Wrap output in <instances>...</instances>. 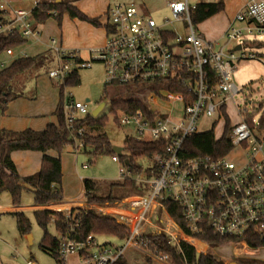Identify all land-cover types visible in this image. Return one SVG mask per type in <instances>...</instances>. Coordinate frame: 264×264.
I'll list each match as a JSON object with an SVG mask.
<instances>
[{
  "label": "built area",
  "instance_id": "obj_1",
  "mask_svg": "<svg viewBox=\"0 0 264 264\" xmlns=\"http://www.w3.org/2000/svg\"><path fill=\"white\" fill-rule=\"evenodd\" d=\"M196 5L190 0L169 2L174 20L187 23L186 36L166 30L134 3H116L107 10L105 42L89 48L86 58L79 49L61 45L58 37L49 39V48L56 53L48 72L53 81L63 87L74 70L101 62L108 86L126 87L125 91L133 92L132 97L148 106L137 111L119 109V124L133 128V138L138 141L167 144L164 154L152 156L156 164L150 166L149 192L116 202L126 216L117 212L115 216L129 229L124 245L101 244L94 234L80 236L76 223L55 235L59 264H117L128 247L143 249L151 259L162 256L169 263L167 255L145 247L147 236L153 234L166 235L174 241L180 238L197 247L195 242L209 245L202 236L211 230L238 245L236 254L253 255L264 249V110L255 107L257 100L246 97L243 106L237 105L240 119L234 122L226 108L228 101L244 92L232 77L236 63L243 59L264 61V53L251 45L264 42L258 38H264V0H247L219 42L207 40L192 22L191 10ZM0 9L9 15L8 23L0 24V34L17 29L28 40H41L42 31L32 20V10L10 4L7 8L3 3ZM19 56L29 54L21 47L8 49L0 59V67ZM63 109L69 128L90 114L87 103L75 100L66 90ZM207 118H215L212 127L200 130V123ZM221 122L223 133L217 135ZM211 130L216 139L229 130L226 136L232 149L221 156H190L185 146L187 139ZM77 142V148H81L83 143ZM112 159L122 165L120 177L127 178L131 172L120 155L116 153ZM166 199L183 208L189 234L168 214L163 203ZM256 242L263 245H251ZM26 261L35 264L33 258Z\"/></svg>",
  "mask_w": 264,
  "mask_h": 264
},
{
  "label": "trees",
  "instance_id": "obj_2",
  "mask_svg": "<svg viewBox=\"0 0 264 264\" xmlns=\"http://www.w3.org/2000/svg\"><path fill=\"white\" fill-rule=\"evenodd\" d=\"M76 0H39L32 10V20L36 26L44 24L49 18L55 17L58 24L62 26V14L67 11L73 18H79L90 22L95 26H101L98 17H89L77 6L73 4ZM225 0H202L191 10V19L194 25L199 26L211 17L225 10ZM8 23L7 14L0 9V24ZM106 27V26H105ZM19 30L11 33L0 34V58L10 48H20L28 43ZM252 46L264 47V42H251ZM56 53L49 48L32 56L16 57L9 65L0 68V109L5 112L10 103L18 98L26 97L27 84L42 75L43 70L48 73L54 65ZM212 77L217 81L215 71ZM81 77L79 70H74L66 79L61 93L69 86L79 85ZM34 98V96H33ZM125 109L128 111L146 110L148 106L140 99L132 96L125 98H115L112 100V110ZM54 115L57 123L51 122L43 130L25 129L16 138L0 139V192L8 191L12 196L14 207H20L23 191L28 188L34 195V206H47L52 203L62 202L65 199L63 190L62 154L69 147L76 152L83 151L93 157L106 154L115 155L112 142L106 132L101 131L106 126L104 118H98L89 114L77 120L73 128H69L65 117L63 103L59 102ZM84 129L81 134L79 130ZM229 130L224 136L216 139L213 130L201 132L190 136L186 145L190 150L189 155L221 156L227 154L232 149L229 141ZM77 141L83 146L77 148ZM165 141L142 142L133 137L125 140V149L128 153L120 155L121 161L133 175L146 173L151 176V168H144L138 160L143 157H152L157 153L164 154L166 149ZM18 150H32L43 153L41 169L29 176L19 174L16 164L12 159V152ZM50 150H55L58 156L49 155ZM84 196L88 203H115L120 201L118 196L113 195V187L116 183H111L108 194L101 193L102 187L94 178L84 179ZM137 180L134 177H127L121 185L135 187ZM168 214L174 222L182 227L189 234L188 226L184 218L183 208L171 201L163 200ZM38 225L43 229L44 235L40 242V247L47 253L52 254L59 263V241L50 234L49 226L54 225L57 231H67L75 226L76 233L80 236L89 234L114 235L119 239H125L129 234L128 227L119 221L115 215L97 212L94 209L74 208L68 210H53L49 208L35 209L33 211ZM71 213V216L67 215ZM14 215L17 220L18 230L23 235H28L32 229L30 218L24 211H16ZM205 241L210 246H221L231 243L229 238L221 237L208 230L204 236ZM198 245V243H197ZM252 246H261L262 243H252ZM145 247L155 252L168 256L170 264H227L224 260L217 258L211 253L199 251L187 241H174L170 237L162 234L147 236ZM117 264H128L125 257H120ZM243 264H261L259 260H247Z\"/></svg>",
  "mask_w": 264,
  "mask_h": 264
},
{
  "label": "rangeland",
  "instance_id": "obj_3",
  "mask_svg": "<svg viewBox=\"0 0 264 264\" xmlns=\"http://www.w3.org/2000/svg\"><path fill=\"white\" fill-rule=\"evenodd\" d=\"M112 1L134 3L140 8L142 13L153 17L158 24H163V27L166 28V30L174 31L181 36H186L187 34V23L185 21L174 20L173 13L169 8V2L172 0ZM199 1L202 0H190V3L196 4ZM234 1L233 4L230 3L229 5L230 10L235 11L241 0ZM1 3L7 8L9 7V4L5 0H0V4ZM30 4V0H25L24 5L17 3V5L21 7H29ZM81 4L82 7L87 8L91 5L89 0H83ZM61 19V27L55 17H51L44 24L39 25L44 43L39 42L33 47H30L28 50L29 54L35 55L49 49V45L45 44V42L48 43V40L51 37L63 36L62 38H64L63 43L65 46H70V42H77L79 43V47L84 48L97 44L92 36H87V30H82L81 26L77 29L72 24L73 20L76 18L71 17L67 11L63 12ZM166 19H170L172 22L165 23ZM78 20L81 22L84 21L85 24H91L85 20ZM217 25V19H209L207 22L205 21L200 24L198 29L207 40L213 39V35L216 36L219 34ZM248 38H253V36H248ZM258 38L264 40V38H261L260 36H258ZM33 40L35 41V39ZM30 43L31 42H29V44ZM216 47H219V44H217ZM259 49L260 52L264 53V47H259ZM4 57L5 53L0 59ZM41 73L43 74L27 84L26 92L28 96L21 97L24 98L23 100L25 101L23 105L27 104L33 107V113H39L46 111L48 108H52L54 101L58 102V104L59 102L63 103L64 101V94L61 93V86L49 78V75L45 73L44 70ZM79 75L81 77V83L79 85L67 87L66 91L71 92L75 100L87 103L90 114L93 113L101 102H106L104 108L97 116L98 118H104L106 120V126L101 131L108 134L113 146L122 147V152L124 154L128 153V150L125 149V140L128 137H135V130L130 126H121L119 124L117 116H119L120 108L112 110L110 101L118 97H130L133 92H127L125 91L126 87L118 85L108 86L105 81L104 66L101 62H94L91 67L81 69ZM232 77L238 88H244V92L236 94L232 100L228 101L226 106L233 121L237 122L240 119V116L237 114V105L243 106L246 102V97H251L252 99L257 100L258 104L255 107L257 108L260 106L261 111L264 110V61L260 59L240 60L236 63V70L233 72ZM87 99H89V101H87ZM248 107L251 108L250 105H248ZM21 108L23 109L26 107L21 106ZM0 110L2 111V109ZM6 111L2 112L6 113ZM259 115L260 113L257 116ZM48 116L51 117V113ZM214 119L215 118H207L204 122H201L199 125L200 130L210 129ZM216 133L217 135L223 133L222 122L217 126ZM62 155L66 165L65 176L63 179L64 196L71 192V195L74 197L83 194L85 199L81 177L90 178L95 176L98 177L96 180L98 181V185L102 187L101 193L103 194H108L111 183H116L113 187V195L118 196L122 202L126 201L125 199L134 197V195L137 196L138 194H146L149 192V184L151 180L146 173L128 175V177H134L137 180L135 187L121 185L124 180L120 177L119 173L122 165L119 162L114 161L111 154L95 158L83 151L76 152L69 147ZM138 163L144 166V168H148L156 164V157H143L138 160ZM84 165L89 167L86 168ZM34 200V193L26 188L22 194L21 204L27 208L17 210L26 212L31 220L32 229L29 234L32 236V239L30 240L29 234L23 235L18 230L17 220L14 215L16 210H6L7 207H13L10 192H0V264H27L26 260L30 258L35 260V264H59L52 254L47 253L40 247L44 231L38 225L33 213L35 210L32 207L34 206ZM85 202L87 201L85 200ZM88 204H90L88 207L80 208L94 209L97 212L111 215H115V212H117L118 215L126 216V214L121 211V208L116 205V202ZM175 230L176 228H173V233L179 236ZM49 232L53 236L57 234V229L53 224L49 226ZM95 236L101 244L111 242L116 245H124V241L114 235L95 234ZM177 239L180 240V238ZM202 246L203 245L198 244L196 247L197 250L201 251L203 249ZM237 247L239 246L235 245V243H226L221 246H210L207 251L217 258L224 260L227 264H243L247 262V260H259L261 264H264V249L257 250L253 255L248 253H239V255L236 254L234 250ZM124 257L128 264H169L161 258L162 256L160 258L151 259L143 249L136 247H128L124 253Z\"/></svg>",
  "mask_w": 264,
  "mask_h": 264
},
{
  "label": "crops",
  "instance_id": "obj_4",
  "mask_svg": "<svg viewBox=\"0 0 264 264\" xmlns=\"http://www.w3.org/2000/svg\"><path fill=\"white\" fill-rule=\"evenodd\" d=\"M7 3H9L11 6L15 8H23L27 10H33L34 7L37 5L39 0H30V6L29 7H21L18 6L17 3H21L24 5L25 0H5ZM82 1L83 0H76L73 2L75 6H77L80 10H82L85 14H87L89 17H98L102 25L100 26H95L92 24H85L84 21H79V18H76L73 20L72 24L79 29L78 27H82V30H87L86 34L88 37L92 36L94 38L95 45H92L90 47H79V43L77 42H70V46H65L63 43L64 38L63 36H58L60 39L61 45L67 48H76L79 49L81 52V55L86 58L89 54V48L94 47V46H99L102 45L105 40H106V29H105V21H106V14L108 8L116 3H122L119 1H112V0H89L90 6L89 8L87 7H82ZM226 7L225 10L222 11L221 13L211 17L210 19H217L218 21V31L219 34L214 36L213 39H208L210 41L214 42H219L228 27L230 26L233 18L235 17L236 13L246 4L247 0H241V2L238 4L236 10H230V3H234V0H226ZM125 3V2H124ZM22 5V6H23ZM29 5V3H28ZM82 7V8H81ZM8 15V14H7ZM9 16V15H8ZM209 20V19H208ZM207 20V21H208ZM206 21V22H207ZM87 23V22H86ZM105 33V35H104ZM36 41V42H35ZM29 40L28 43L23 45L21 48L25 50L28 54V50L30 47H33L35 44L42 42L43 38L41 37V40ZM49 41V40H48ZM29 42H31L29 44ZM45 44L49 45L48 43L45 42ZM49 47V46H48ZM36 55V54H35ZM29 56H32L29 54ZM48 74V73H47ZM50 78V77H49ZM24 98H18L10 103L8 106V109L6 113H3L0 110V139L2 138H16L20 136V134L27 128H32L34 130H43L47 127V125L51 122L57 123V117L54 115V112L57 108L58 102H55L52 104V108H48L46 111H42L39 113H33V107L30 105H23L25 101L23 100ZM55 105V106H54ZM21 106H24L26 108H21ZM51 106V105H50ZM51 113V117L48 115ZM49 155L52 156H58V153L55 150H50L48 152ZM43 153L39 151H32V150H18L12 152V159L14 160L17 170L20 175L22 176H29L37 173L42 166V160H43ZM85 167V165H84ZM89 166H86L88 168ZM65 161L63 159L62 155V172H63V178H62V183L63 179L65 176ZM98 176V175H97ZM90 178H98V177H90ZM84 179L85 177H81L82 183H83V192H84ZM90 204L85 202V199L83 197V194H80L77 197H74L71 195V192H69L66 196L64 201L62 202H56L52 203L47 206H32L33 209H53V210H72L74 208H80V207H88ZM27 207L25 206H20V207H7L6 210H21L25 209ZM1 210V209H0ZM203 249L201 251L208 252L207 249L210 247L207 244H202Z\"/></svg>",
  "mask_w": 264,
  "mask_h": 264
},
{
  "label": "water",
  "instance_id": "obj_5",
  "mask_svg": "<svg viewBox=\"0 0 264 264\" xmlns=\"http://www.w3.org/2000/svg\"><path fill=\"white\" fill-rule=\"evenodd\" d=\"M238 48H240V45L238 46ZM87 101H89V99H87ZM105 106V102H101V104L93 111L92 115L97 117L99 112L103 109V107ZM114 151L117 152L119 155L122 154L123 148L122 147H117L114 146L113 147ZM29 238L30 240L32 239V236L29 234Z\"/></svg>",
  "mask_w": 264,
  "mask_h": 264
},
{
  "label": "bare ground",
  "instance_id": "obj_6",
  "mask_svg": "<svg viewBox=\"0 0 264 264\" xmlns=\"http://www.w3.org/2000/svg\"><path fill=\"white\" fill-rule=\"evenodd\" d=\"M159 227L160 228H163L164 229V227L162 226V225H159ZM192 242V241H191ZM195 242V241H194ZM198 242H195V244H197ZM198 244H201L202 245V243H198Z\"/></svg>",
  "mask_w": 264,
  "mask_h": 264
}]
</instances>
